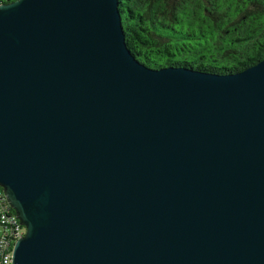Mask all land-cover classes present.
Masks as SVG:
<instances>
[{
    "label": "water",
    "instance_id": "obj_1",
    "mask_svg": "<svg viewBox=\"0 0 264 264\" xmlns=\"http://www.w3.org/2000/svg\"><path fill=\"white\" fill-rule=\"evenodd\" d=\"M12 264H264V59L153 69L118 0L0 3Z\"/></svg>",
    "mask_w": 264,
    "mask_h": 264
},
{
    "label": "trees",
    "instance_id": "obj_2",
    "mask_svg": "<svg viewBox=\"0 0 264 264\" xmlns=\"http://www.w3.org/2000/svg\"><path fill=\"white\" fill-rule=\"evenodd\" d=\"M125 43L145 66L240 72L264 59V0H118Z\"/></svg>",
    "mask_w": 264,
    "mask_h": 264
},
{
    "label": "built area",
    "instance_id": "obj_3",
    "mask_svg": "<svg viewBox=\"0 0 264 264\" xmlns=\"http://www.w3.org/2000/svg\"><path fill=\"white\" fill-rule=\"evenodd\" d=\"M12 0H0V3ZM25 227L10 207L2 186H0V264H12L15 241L23 236Z\"/></svg>",
    "mask_w": 264,
    "mask_h": 264
}]
</instances>
